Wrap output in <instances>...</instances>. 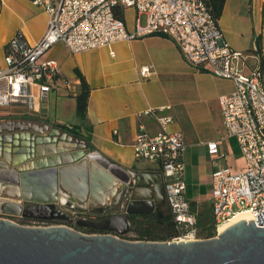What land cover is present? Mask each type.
Listing matches in <instances>:
<instances>
[{
    "label": "crops",
    "instance_id": "crops-1",
    "mask_svg": "<svg viewBox=\"0 0 264 264\" xmlns=\"http://www.w3.org/2000/svg\"><path fill=\"white\" fill-rule=\"evenodd\" d=\"M225 2L218 24L226 43L235 51L251 53L259 41L258 56L248 61L244 72L249 74L260 67L264 73V0ZM125 13L132 17V24L126 23ZM135 16L132 9L124 11L123 19L130 32L134 28ZM47 19L45 9L29 0H0V64L5 56V45L11 38L20 33L29 46L35 45L46 31ZM43 59L57 64L59 78L42 105L41 114L35 118L0 116L4 119L0 126L17 121L36 124L32 120L39 118L43 119L37 123L40 127L49 126V122L57 125L50 126L51 134L55 136L50 137L47 132L36 135L29 131L11 135L10 143L0 139V151L3 152H0V163L9 167L11 162H17L18 167L36 164L39 160L47 161L50 158L46 155L47 150H52L56 157L66 154L76 160L81 156L80 162L74 163L85 161L87 167L93 163L100 168L98 162L105 158L127 171L159 174L157 166L135 161L131 144L140 124L149 133L158 131L152 119H139L137 115L162 106L170 107L166 114L173 118L168 130H177L184 137L185 196L195 209L194 214L210 207L212 170L216 167L228 168L232 173L244 170V158L236 139L226 134L219 105L220 97L234 91L233 83L193 69L185 63L171 40L146 36L78 54H71L63 45L57 44ZM144 67L150 70L145 79L139 76V70ZM75 70L89 87L85 118L82 123L77 119L72 126L78 136L86 134L88 139L83 141L58 126L67 124L59 119L65 115L67 102L75 100L80 91ZM60 87L68 95L54 101L58 108L48 117V101L57 96ZM2 134L8 135L6 132ZM19 137L25 139L19 141ZM42 138H50V143L37 146L35 150L33 140ZM210 143H217V155H209L207 145ZM68 205L74 206L67 201Z\"/></svg>",
    "mask_w": 264,
    "mask_h": 264
},
{
    "label": "built area",
    "instance_id": "built-area-1",
    "mask_svg": "<svg viewBox=\"0 0 264 264\" xmlns=\"http://www.w3.org/2000/svg\"><path fill=\"white\" fill-rule=\"evenodd\" d=\"M29 1L45 9L47 28L33 46L16 36L5 45L0 64V116L35 118L41 114L59 78L57 64L43 57L57 44L78 54L146 36L167 38L193 69L234 85L232 93L220 97L219 105L226 134L236 139L245 167L240 173L225 167L212 170L210 207L216 231L244 213L256 224L258 214L264 213V73L260 67L249 74L244 69L258 56V48L251 53L231 49L203 0ZM127 9L136 14L131 32L120 18ZM141 15L146 18L143 27ZM149 75V68L139 70L142 78ZM169 110L161 106L139 113L136 118L152 119L158 131L149 133L140 124L131 148L135 161L158 167L167 208L176 223L190 228L170 241H197L193 229L196 214L185 196L186 145L181 132L168 130L173 123L166 114ZM207 150L209 155H217V143L208 144Z\"/></svg>",
    "mask_w": 264,
    "mask_h": 264
},
{
    "label": "water",
    "instance_id": "water-1",
    "mask_svg": "<svg viewBox=\"0 0 264 264\" xmlns=\"http://www.w3.org/2000/svg\"><path fill=\"white\" fill-rule=\"evenodd\" d=\"M29 131L55 136L50 126L28 121L0 126V134L9 136L3 139L5 143L11 142V135ZM33 142L37 150V146L49 144L50 138ZM51 151L46 153L50 158L39 160L33 169L19 170L17 162H11L10 167L0 163V213L31 220H63L66 215L60 198L66 196L77 209L81 205L96 207L102 213L116 200L117 207L125 206V214L84 223L112 234H84L68 226H30L0 218V264H264V228L258 227L264 225V213L256 217L257 225L239 221L209 240H124L130 229L127 216L152 215L165 206L160 175L127 171L105 158L98 162L100 168L93 163L87 167L85 161L74 163L80 162L81 156L74 160L66 154L56 157ZM12 201L33 205L21 207Z\"/></svg>",
    "mask_w": 264,
    "mask_h": 264
},
{
    "label": "trees",
    "instance_id": "trees-1",
    "mask_svg": "<svg viewBox=\"0 0 264 264\" xmlns=\"http://www.w3.org/2000/svg\"><path fill=\"white\" fill-rule=\"evenodd\" d=\"M207 7L208 12L215 20H219L225 0H203ZM120 18H123L122 16ZM22 37L20 33L15 35ZM23 38V37H22ZM259 41H257V48L259 51ZM75 75L80 80V91L75 96V115L82 123L85 118L87 101L89 96V87L85 82L83 76L75 70ZM64 131L78 136L75 132V127H62ZM81 136V135H80ZM88 139V138H87ZM86 139V140H87ZM211 207H208L204 212L195 215L194 230L196 234L203 239H211L216 235L213 215ZM131 238L136 241H150V242H167L173 238L185 235L189 232L190 228H186L183 224H178L174 221L170 210L163 212V210L156 211L152 215L133 216L131 219Z\"/></svg>",
    "mask_w": 264,
    "mask_h": 264
},
{
    "label": "flooded vegetation",
    "instance_id": "flooded-vegetation-1",
    "mask_svg": "<svg viewBox=\"0 0 264 264\" xmlns=\"http://www.w3.org/2000/svg\"><path fill=\"white\" fill-rule=\"evenodd\" d=\"M5 136L7 137L8 135L0 134V139L3 141L4 138L6 139ZM0 152L3 154L2 151ZM159 175L161 177V184L164 186V179L161 173H159ZM12 202L19 204L21 207L33 205L32 203L23 202V201H12ZM117 205L118 204L116 200H111L109 202V206H110L109 210L106 213H102V211L96 207L90 208L88 206L81 205L79 206L80 208L77 209L76 208L77 206H70V205L67 206L66 204L64 206L65 208H61V210L65 213L66 217L63 220H55V221L31 220V219H27L23 217L10 216L6 214H2V213H0V218L13 220V222L17 224L30 225V226H68L81 233L83 232L84 234H96V233L97 234H110L111 232L89 228L86 225H84V223L86 222L99 223V222H102L110 218H117V217L124 216L125 206L123 205V207H117ZM71 207L72 209H69ZM112 207H115V208H112ZM164 208L165 206L163 208L156 209V211H160ZM132 218L133 216H127L130 229H131V219ZM130 229H129V232L123 237L124 240L132 236Z\"/></svg>",
    "mask_w": 264,
    "mask_h": 264
},
{
    "label": "rangeland",
    "instance_id": "rangeland-1",
    "mask_svg": "<svg viewBox=\"0 0 264 264\" xmlns=\"http://www.w3.org/2000/svg\"><path fill=\"white\" fill-rule=\"evenodd\" d=\"M132 17H130L129 16V14L128 13H125V20H126V23L127 24H132ZM139 22H140V25L143 27V26H145V24H146V18H145V16H140V18H139ZM64 95H68V93H67V91L65 90V89H63L62 87H60L59 88V91H58V93H57V96L55 95L54 97H51L50 99H49V101H48V107H49V113H48V117H50L52 114H54L55 113V109H57L58 107H56V104H54V101L55 102H58L61 98V96H64ZM57 99V100H56ZM69 101V100H68ZM71 101H73V102H71ZM71 101H69V102H67V104L65 105L66 106V110H65V115H62V118L63 119H59V120H61L63 123H67V124H64V125H58V126H65V127H72L73 126V124H75L76 122H77V117H76V115H75V100H71ZM68 103H70V104H68ZM4 121V119H0V123H2ZM33 122H37V123H39V122H41V121H43V119H39V118H36V119H34V120H32ZM49 122V121H48ZM49 126H53V127H55V126H57V125H55V124H52L51 122H49V124H48ZM77 133V132H76ZM81 133V132H80ZM79 138H81V141H83V140H85L86 139V134H82L81 136L79 135L78 136ZM207 206V205H206ZM207 208H205L204 210H203V212L206 210ZM163 210V212H168V208H167V206H166V204H165V208L164 209H162ZM195 209L193 208L192 209V211H193V213L195 212L194 211ZM199 212H201V211H199ZM197 235V239H199V240H201V239H203L201 236H199L198 234H196ZM216 235H217V231H216ZM215 235V236H216ZM214 236V237H215ZM126 240H130V241H136V240H133L131 237H129V238H127Z\"/></svg>",
    "mask_w": 264,
    "mask_h": 264
},
{
    "label": "bare ground",
    "instance_id": "bare-ground-1",
    "mask_svg": "<svg viewBox=\"0 0 264 264\" xmlns=\"http://www.w3.org/2000/svg\"><path fill=\"white\" fill-rule=\"evenodd\" d=\"M71 152V151H70ZM73 152V151H72ZM38 163L36 164H28V165H24V166H21L19 168V170H24V169H33L34 167H36ZM60 203L61 205L64 207L66 204H67V199H66V196H62L60 198ZM251 220V217L249 216V214H240V215H237L235 218H233L230 222H228L227 224L223 225V226H220L217 230L218 233H221L223 232L225 229H227L229 226L239 222V221H250Z\"/></svg>",
    "mask_w": 264,
    "mask_h": 264
}]
</instances>
